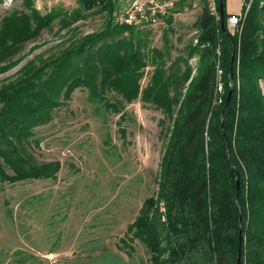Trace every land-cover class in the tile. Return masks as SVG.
Wrapping results in <instances>:
<instances>
[{
	"label": "trees",
	"instance_id": "obj_1",
	"mask_svg": "<svg viewBox=\"0 0 264 264\" xmlns=\"http://www.w3.org/2000/svg\"><path fill=\"white\" fill-rule=\"evenodd\" d=\"M80 3L87 11L107 13L103 29L58 56L29 61L0 88V181L56 178L60 162L38 163L31 152L34 130L47 124L77 88L116 113L140 99L160 110L171 126L157 193L128 226L130 243L145 245L152 264H238L239 254L241 264H264V12L252 8L232 34L222 31L205 6L196 22L197 44L189 48V59L198 56L194 71L184 58L167 66L160 51L145 53L140 29L115 22L112 0ZM27 6L29 14H11L0 22V75L15 67L22 47L58 18L41 15L31 0ZM70 19L78 20L76 13L61 19L60 26L68 28ZM218 64L225 96L215 105ZM149 65L154 70L142 88ZM119 244L132 257V246Z\"/></svg>",
	"mask_w": 264,
	"mask_h": 264
},
{
	"label": "rangeland",
	"instance_id": "obj_2",
	"mask_svg": "<svg viewBox=\"0 0 264 264\" xmlns=\"http://www.w3.org/2000/svg\"><path fill=\"white\" fill-rule=\"evenodd\" d=\"M31 2L41 15L53 13L58 18L22 47L18 64L0 75V88L15 80L29 61L58 56L81 37L102 30L108 16L98 8L85 10L80 0ZM205 6L206 0H185L159 26L140 30L144 52L160 51L167 66L184 58L195 71L198 56L189 59V48L197 44L196 22ZM255 6L264 12V0H244L243 22ZM24 13H30L27 0H0V22ZM75 13L78 20L70 19L71 25L62 28L60 20ZM153 70L151 65L146 68L142 88ZM222 76L215 105L225 96ZM260 84L264 91V81ZM170 126L151 103L138 99L116 113L91 102L87 89L77 88L47 124L34 130L31 152L38 163L60 162L56 178L0 181V264H66L83 257L82 247L106 238L117 244L125 239V245H119L132 246L133 260L152 264L145 245L138 240L130 243L127 228L157 193Z\"/></svg>",
	"mask_w": 264,
	"mask_h": 264
},
{
	"label": "built area",
	"instance_id": "obj_3",
	"mask_svg": "<svg viewBox=\"0 0 264 264\" xmlns=\"http://www.w3.org/2000/svg\"><path fill=\"white\" fill-rule=\"evenodd\" d=\"M115 5L114 20L119 25L133 27L135 29H151L159 26L181 5L182 0H112ZM208 13L213 17L216 24L221 23L219 0H206ZM242 14L229 17L226 20V29L233 33L240 29L243 18ZM197 42V40H196ZM220 57V49H217ZM220 65L217 66V80L221 76ZM218 85V83H217ZM216 85V91H217ZM52 260V259H50ZM54 262V261H51Z\"/></svg>",
	"mask_w": 264,
	"mask_h": 264
},
{
	"label": "crops",
	"instance_id": "obj_4",
	"mask_svg": "<svg viewBox=\"0 0 264 264\" xmlns=\"http://www.w3.org/2000/svg\"><path fill=\"white\" fill-rule=\"evenodd\" d=\"M243 4L244 0H225L227 17L238 16ZM81 249L84 250L83 257L66 264H141L121 251L113 238L100 239Z\"/></svg>",
	"mask_w": 264,
	"mask_h": 264
},
{
	"label": "water",
	"instance_id": "obj_5",
	"mask_svg": "<svg viewBox=\"0 0 264 264\" xmlns=\"http://www.w3.org/2000/svg\"><path fill=\"white\" fill-rule=\"evenodd\" d=\"M219 9H220V14H221V23H220V26H221V29L223 32H226L227 29H226V20H225V16H224V4H223V1L222 0H219ZM234 60V56L232 57V62ZM232 92H233V87L230 88L229 92H228V95H227V100L229 102L230 98H231V95H232ZM237 189L239 191V188H240V179H239V176L237 175ZM238 264H241V259H240V254H239V258H238Z\"/></svg>",
	"mask_w": 264,
	"mask_h": 264
}]
</instances>
